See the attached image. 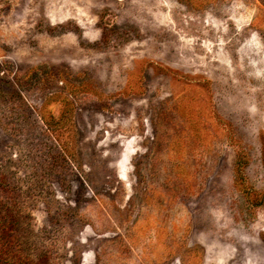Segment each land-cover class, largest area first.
Returning a JSON list of instances; mask_svg holds the SVG:
<instances>
[{"label":"rangeland","instance_id":"obj_1","mask_svg":"<svg viewBox=\"0 0 264 264\" xmlns=\"http://www.w3.org/2000/svg\"><path fill=\"white\" fill-rule=\"evenodd\" d=\"M0 264H264V0H0Z\"/></svg>","mask_w":264,"mask_h":264}]
</instances>
